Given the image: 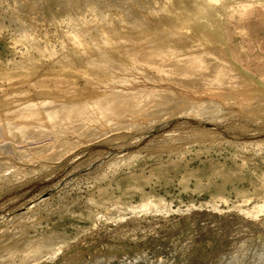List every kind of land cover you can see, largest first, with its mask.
Here are the masks:
<instances>
[{
	"label": "rangeland",
	"instance_id": "obj_1",
	"mask_svg": "<svg viewBox=\"0 0 264 264\" xmlns=\"http://www.w3.org/2000/svg\"><path fill=\"white\" fill-rule=\"evenodd\" d=\"M263 27L264 0H0V264H264Z\"/></svg>",
	"mask_w": 264,
	"mask_h": 264
},
{
	"label": "bare ground",
	"instance_id": "obj_2",
	"mask_svg": "<svg viewBox=\"0 0 264 264\" xmlns=\"http://www.w3.org/2000/svg\"><path fill=\"white\" fill-rule=\"evenodd\" d=\"M212 1H214V0H212ZM215 1H217V0H215ZM243 3V2H242ZM250 4V3H249ZM252 4V3H251ZM250 4V6L251 7H254V6H252ZM231 5V4H230ZM259 5V4H258ZM179 6V5H178ZM249 6V7H250ZM206 7V6H205ZM223 7V6H222ZM233 7V6H232ZM236 7H237V5H236ZM241 7V6H240ZM256 8V5H255V7H254V9ZM194 9H198L199 10V12L201 11V10H203L204 8H202L200 5L199 6H197V8H195V7H193V8H191L190 10H194ZM243 9H244V7H243ZM245 9H246V7H245ZM259 9H260V7H259ZM242 10V9H241ZM250 10V9H249ZM249 10L247 11V14H246V12H245V14L244 13H242V15L244 14L245 16H248L249 15ZM256 10V9H255ZM258 10V9H257ZM257 10H256V12H257ZM240 11V10H239ZM245 11V10H244ZM250 11H252L250 14H251V16H252V13L254 12L253 10H250ZM192 12V11H191ZM243 12V11H242ZM261 12V11H260ZM193 13H194V11H193ZM222 13V12H221ZM259 13V12H258ZM262 13V12H261ZM191 14V13H190ZM229 14V13H228ZM186 15V13H184V15L183 16H185ZM189 19H191V17H193V15H191V17L189 16V15H186ZM213 16V15H212ZM212 16H210V17H212ZM215 16V15H214ZM253 16H254V14H253ZM252 16V17H253ZM257 16V15H256ZM250 17V16H249ZM252 17L250 18V19H252ZM179 18V17H178ZM225 18V17H224ZM240 18H244L243 16L242 17H240ZM254 18V17H253ZM214 19V21H217V20H215V18H213ZM255 19V18H254ZM254 19H252V20H254ZM258 19V18H257ZM247 20V19H246ZM249 20V19H248ZM247 20V22L249 23V21ZM213 21V22H214ZM236 20H234V21H232V23L233 22H235ZM251 21V20H250ZM258 21V20H257ZM239 22V21H238ZM246 22H244V24H245ZM252 22H250V24H251ZM255 23V22H254ZM254 23H252L253 25H251V26H254L255 24ZM214 24H216L217 25V22L216 23H214ZM223 24V23H222ZM236 25V23H234V26ZM218 26V25H217ZM231 26V25H230ZM229 26V27H230ZM233 26V25H232ZM238 27H239V25H237ZM256 26H257V24H256ZM238 27H237V30H238ZM255 27V26H254ZM258 27V26H257ZM260 27H262V26H260ZM259 27V28H260ZM222 28H223V26H222ZM249 28V27H248ZM247 28V29H248ZM264 28V27H263ZM263 28H261V29H263ZM241 29V28H240ZM257 29V28H256ZM216 30V29H215ZM224 30V29H223ZM245 30H246V27H245ZM250 30H251V27H250ZM233 31V30H232ZM249 31V30H248ZM252 31L253 30H251L250 32H248L249 34L248 35H251L252 34ZM257 32H260L258 29L256 30ZM256 31H253V33L254 32H256ZM236 32V31H235ZM217 33H219V32H217ZM234 33V32H233ZM229 34V33H228ZM228 34H227V36H228ZM233 35H235V34H233ZM241 35V34H240ZM253 35V34H252ZM251 35V36H252ZM257 36V35H256ZM259 37H260V35H259ZM262 37V36H261ZM259 39V38H258ZM262 39V38H261ZM227 40V39H226ZM150 41H152V39H150ZM228 41H229V37H228ZM249 41V40H248ZM247 40L246 41H244V43L246 42H248ZM263 41H264V38H263ZM241 42H243V41H241ZM260 42V41H259ZM154 43H156L155 42V40H154ZM153 43V44H154ZM227 43V42H226ZM252 42H250V46L252 45L251 44ZM257 43V42H256ZM263 43V42H262ZM149 44V43H148ZM148 44H147V48H148ZM156 45V44H155ZM158 45V44H157ZM264 45V44H263ZM258 46H260V44L258 45ZM157 47V46H156ZM229 47V46H228ZM249 47V46H248ZM254 47V46H253ZM252 47V48H253ZM233 48V47H232ZM251 48V47H250ZM249 48V49H250ZM255 48V47H254ZM262 48V47H261ZM248 49V50H249ZM195 50V49H194ZM234 50V49H233ZM251 50V49H250ZM259 51H260V49H258ZM164 51V50H163ZM253 51H255V50H253L252 49V52ZM166 52V51H165ZM189 52V51H188ZM191 52V51H190ZM250 52V51H249ZM168 53H170V52H168ZM186 53V52H185ZM185 53H183V54H185ZM178 54V53H177ZM182 54V58H183V56L185 57V55H183ZM235 54V53H234ZM163 55V54H162ZM169 55H172V54H169ZM176 55V54H175ZM181 55V54H180ZM189 55H191V54H189ZM192 56V55H191ZM203 56V55H202ZM157 57H158V55H157ZM160 57V59H161V55L159 56ZM177 57H178V55H177ZM186 57H188V56H186ZM185 57V58H186ZM194 57V56H193ZM204 57V56H203ZM243 58H247V55H246V57H244V56H242ZM128 58V57H127ZM174 58H175V56H174ZM179 58V57H178ZM197 58V57H196ZM215 58V57H214ZM242 58V59H243ZM250 58V57H249ZM255 58H256V56H255ZM130 59V58H129ZM168 59V58H167ZM193 59V58H192ZM201 59V58H200ZM203 59V61H205L204 60V58H202ZM201 59V60H202ZM225 59V58H224ZM171 58L170 59H168V60H165V61H163L162 60V62H159V63H153V67H157L159 70H161L162 72H163V75H165L166 77H176L175 76V73H178L177 71H181V74H180V76H179V80L181 79V81L180 82H182V83H184L185 84V82H183L182 80H187L188 81V84H190L191 85V88L192 87H195V88H199V89H202L201 87L202 86H205L206 87V85L208 86V85H211V84H208V83H212V82H214V81H216L217 79H219L220 77L219 76H216L215 74V76L213 75V72H210V71H206L207 70V68H205L206 70H203L202 69V67H200L201 66V64L200 63H197V64H195L194 62H192V60L190 59V61H188V62H186V64L184 63V65L182 66V67H180V68H178L177 66H174V64L172 65L171 64ZM175 60V59H174ZM177 60V59H176ZM194 61H195V59H193ZM240 60V59H239ZM246 60V59H245ZM244 60V61H245ZM219 61V60H218ZM241 61V60H240ZM243 61V60H242ZM177 62V61H176ZM175 62V63H176ZM195 62H197V61H195ZM246 62V61H245ZM182 64V62H180L179 61V64ZM205 63V62H204ZM218 63V62H217ZM222 63V62H221ZM203 64V63H202ZM207 64V63H206ZM225 64V63H224ZM228 64V63H227ZM246 64V63H245ZM250 64V63H249ZM152 65V64H151ZM155 65V66H154ZM204 65V64H203ZM222 65H223V63H222ZM246 65H248V64H246ZM251 65H252V63L250 64V67H251ZM254 65V64H253ZM255 66V65H254ZM206 67V66H205ZM156 68V70H158ZM231 68H232V66H231ZM252 68V67H251ZM251 68H249V69H251ZM159 70H158V72H159ZM209 70V69H208ZM252 70V69H251ZM237 72V71H236ZM256 72V71H255ZM227 73V72H226ZM253 73V72H252ZM218 74V73H217ZM221 75H222V77H224V75L222 74V73H220ZM225 74V73H224ZM260 74V73H259ZM163 75H161L160 77H162ZM179 75V74H178ZM261 75V74H260ZM237 74H236V78H237ZM177 78V77H176ZM228 78H230V77H228ZM233 78H234V76H233ZM238 78H242L240 75H239V77ZM171 79V78H170ZM175 79V78H174ZM226 79V78H225ZM229 80H231V78L229 79ZM243 79H241V81H242ZM234 81V80H233ZM236 81V80H235ZM213 85H214V83H212ZM216 85H217V83H215ZM228 84H229V82H228ZM221 85V84H220ZM224 85V84H223ZM244 85V84H243ZM187 86V85H186ZM217 86H219V85H217ZM222 86V85H221ZM237 86V85H236ZM242 86V85H241ZM240 86V87H241ZM188 87V86H187ZM204 87V88H205ZM227 87V86H226ZM226 87H224V88H226ZM238 87V86H237ZM229 88H230V86H229ZM239 88V87H238ZM246 88V87H245ZM151 89V88H150ZM155 88H153V90L151 91V92H155L156 90H154ZM159 89V88H158ZM193 89V88H192ZM231 89V88H230ZM235 89H237L236 87H235ZM241 89H242V87H241ZM198 90V89H197ZM158 91V90H157ZM159 92V91H158ZM148 93H149V91H148ZM141 94V93H140ZM151 95V93H149V96ZM153 95V94H152ZM139 96V95H138ZM144 97V96H143ZM154 96H152V98H153ZM151 98V99H152ZM125 99V98H124ZM141 99V98H140ZM148 99V98H147ZM132 101L133 102V100H131V99H128V101ZM139 101V100H138ZM121 102V101H120ZM147 102H149L148 100H147ZM128 103V102H127ZM130 104V103H129ZM96 105V104H95ZM137 105V104H136ZM143 105H145L144 104V101H143ZM123 106H125L124 104H123ZM127 106H128V108H127V110L130 108L129 107V105L127 104ZM139 106V105H138ZM84 107H86L85 105H84ZM113 107V106H112ZM122 107V106H121ZM131 107H132V105H131ZM135 107V106H134ZM86 109V108H85ZM83 110L82 108H77V109H74V110H70L69 112H70V114L69 115H66L65 117H63V125L62 126H68V125H70L72 122H75V121H80V120H82V119H85L88 115L86 114V110ZM89 109V108H88ZM96 109H98L97 108V106H96ZM131 109V108H130ZM129 109V110H130ZM125 110V109H124ZM123 110V111H124ZM133 110V109H132ZM132 110H130V111H132ZM66 111V110H65ZM122 111V113H124ZM134 111V110H133ZM68 112V111H67ZM93 112V111H92ZM101 113H102V111H101ZM126 114V113H125ZM129 114V113H128ZM100 116H101V114H100ZM104 116L105 115H103V118H104ZM110 116V115H109ZM112 116V115H111ZM93 118V117H92ZM126 119H128V118H126ZM93 120H94V118H93ZM92 121V120H91ZM87 123V122H86ZM71 126H73V125H71ZM86 127V126H85ZM83 129H84V127H83Z\"/></svg>",
	"mask_w": 264,
	"mask_h": 264
}]
</instances>
